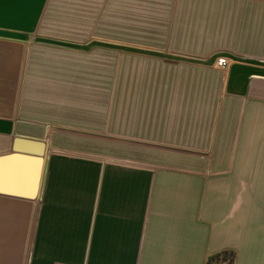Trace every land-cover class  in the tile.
<instances>
[{
    "label": "crops",
    "instance_id": "1",
    "mask_svg": "<svg viewBox=\"0 0 264 264\" xmlns=\"http://www.w3.org/2000/svg\"><path fill=\"white\" fill-rule=\"evenodd\" d=\"M17 135L47 171L0 193V264H264V0H0Z\"/></svg>",
    "mask_w": 264,
    "mask_h": 264
},
{
    "label": "water",
    "instance_id": "2",
    "mask_svg": "<svg viewBox=\"0 0 264 264\" xmlns=\"http://www.w3.org/2000/svg\"><path fill=\"white\" fill-rule=\"evenodd\" d=\"M49 150L43 138L17 135L10 151L0 154V193L41 197Z\"/></svg>",
    "mask_w": 264,
    "mask_h": 264
},
{
    "label": "trees",
    "instance_id": "3",
    "mask_svg": "<svg viewBox=\"0 0 264 264\" xmlns=\"http://www.w3.org/2000/svg\"><path fill=\"white\" fill-rule=\"evenodd\" d=\"M235 253L231 250H224L212 254L206 264H234Z\"/></svg>",
    "mask_w": 264,
    "mask_h": 264
},
{
    "label": "built area",
    "instance_id": "4",
    "mask_svg": "<svg viewBox=\"0 0 264 264\" xmlns=\"http://www.w3.org/2000/svg\"><path fill=\"white\" fill-rule=\"evenodd\" d=\"M216 65L221 68H226L229 65V59L226 56H220L216 60Z\"/></svg>",
    "mask_w": 264,
    "mask_h": 264
},
{
    "label": "rangeland",
    "instance_id": "5",
    "mask_svg": "<svg viewBox=\"0 0 264 264\" xmlns=\"http://www.w3.org/2000/svg\"><path fill=\"white\" fill-rule=\"evenodd\" d=\"M46 141V140H45ZM80 151V150H79ZM86 153H92V154H95V153H97L98 151H94V150H84ZM102 153H107L108 155H110L109 154V152L107 151V150H105V151H103ZM11 196V195H10ZM15 197H18V198H21V199H27V200H32V202L34 201V202H37V205L40 203V201L38 200V198H34V199H29V198H23V197H19V196H15Z\"/></svg>",
    "mask_w": 264,
    "mask_h": 264
}]
</instances>
